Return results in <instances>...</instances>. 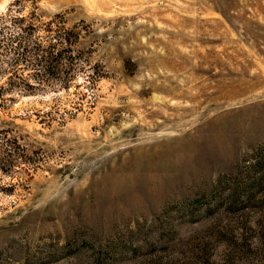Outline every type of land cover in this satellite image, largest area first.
I'll use <instances>...</instances> for the list:
<instances>
[{
    "label": "rangeland",
    "instance_id": "1",
    "mask_svg": "<svg viewBox=\"0 0 264 264\" xmlns=\"http://www.w3.org/2000/svg\"><path fill=\"white\" fill-rule=\"evenodd\" d=\"M0 264H264V0H0Z\"/></svg>",
    "mask_w": 264,
    "mask_h": 264
},
{
    "label": "trees",
    "instance_id": "2",
    "mask_svg": "<svg viewBox=\"0 0 264 264\" xmlns=\"http://www.w3.org/2000/svg\"><path fill=\"white\" fill-rule=\"evenodd\" d=\"M32 29V28H31ZM21 39V36L17 39H15V40H20ZM38 49H40V47L39 46H36ZM23 48V49H22ZM25 50L24 49V47L22 46V44L21 45H19L18 47H16V48H13V50H16V51H18V50ZM40 51H42L41 49H40ZM18 54V53H17ZM52 56H42L41 57V61H44V62H46V63H51L52 62ZM49 65L46 67V69H49ZM27 88H31V86L30 85H27Z\"/></svg>",
    "mask_w": 264,
    "mask_h": 264
}]
</instances>
